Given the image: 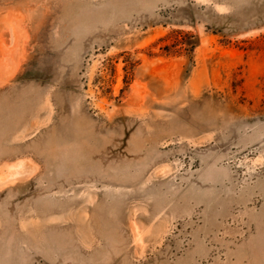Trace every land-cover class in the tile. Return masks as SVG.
Here are the masks:
<instances>
[{
	"label": "rangeland",
	"instance_id": "rangeland-1",
	"mask_svg": "<svg viewBox=\"0 0 264 264\" xmlns=\"http://www.w3.org/2000/svg\"><path fill=\"white\" fill-rule=\"evenodd\" d=\"M0 264H264V0H0Z\"/></svg>",
	"mask_w": 264,
	"mask_h": 264
},
{
	"label": "trees",
	"instance_id": "trees-1",
	"mask_svg": "<svg viewBox=\"0 0 264 264\" xmlns=\"http://www.w3.org/2000/svg\"><path fill=\"white\" fill-rule=\"evenodd\" d=\"M176 34H178L179 37L181 36V38H179V37L176 38V40L174 41V44H172L171 46L179 45V44L180 45L185 44L187 47L185 46L184 49H186V50H194L196 48V46L199 44V39H197L196 41H193V42H189V43L186 42V41H183L184 34L180 30H177ZM195 39H196V37H195ZM169 48H170V46H166L165 49H169Z\"/></svg>",
	"mask_w": 264,
	"mask_h": 264
}]
</instances>
